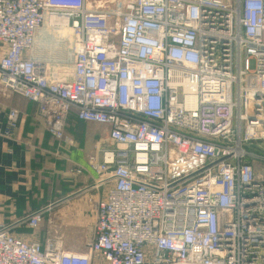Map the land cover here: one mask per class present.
I'll return each instance as SVG.
<instances>
[{
  "label": "built area",
  "instance_id": "2783aa9c",
  "mask_svg": "<svg viewBox=\"0 0 264 264\" xmlns=\"http://www.w3.org/2000/svg\"><path fill=\"white\" fill-rule=\"evenodd\" d=\"M45 25L66 33L67 78L29 56ZM0 86L67 146L71 113L108 127L85 250L0 223V264H264V0H0Z\"/></svg>",
  "mask_w": 264,
  "mask_h": 264
},
{
  "label": "crops",
  "instance_id": "0c3cea01",
  "mask_svg": "<svg viewBox=\"0 0 264 264\" xmlns=\"http://www.w3.org/2000/svg\"><path fill=\"white\" fill-rule=\"evenodd\" d=\"M103 3L88 0L94 8ZM64 37L62 30L45 25L37 31L29 56L48 62L50 70L59 72L60 64L50 59L62 58ZM12 109L19 111V122L7 136V116ZM67 121L66 128L75 140L71 147L47 131L37 103L0 86V223L14 224V235L26 241L44 243L48 237L60 235L67 250L82 252L94 236L98 203L108 190V184H101L99 175L89 167L90 155L95 156L98 148L108 144V132H104L108 127L83 122L75 113ZM87 129L97 131L94 136L100 139L93 152L85 149ZM78 168L82 173H76ZM39 210H45V214L38 230L20 223Z\"/></svg>",
  "mask_w": 264,
  "mask_h": 264
},
{
  "label": "rangeland",
  "instance_id": "374dc122",
  "mask_svg": "<svg viewBox=\"0 0 264 264\" xmlns=\"http://www.w3.org/2000/svg\"><path fill=\"white\" fill-rule=\"evenodd\" d=\"M66 34V33H65ZM68 40V39H67ZM67 40H65V45H64V48H63V46H61L60 47V49H61V52L63 53V55H61L62 56V58H58L57 60L56 59H50V61L51 62H56V63H59L60 64V70H59V73H60V75H61V78H67V74H70L71 72H72V70H73V67H72V62H71V60H70V56H71V52H69V49H68V47H67ZM64 57V58H63ZM67 123H68V121L66 122V126H65V134L68 136V137H70V138H72V139H74V137H73V133H71V132H69L68 130H67ZM46 125V124H45ZM97 125H99V124H97ZM104 126V125H103ZM46 128H47V125H46ZM95 129H101V128H96V127H94ZM106 130V129H105ZM47 131H48V128H47ZM49 132V131H48ZM104 132H108V131H104ZM95 133H97V131H95V130H93V129H87V130H85V133H84V135H85V140H86V146H85V149L88 151V152H93V149H95V144H99L100 143V139H99V136H97V137H95L94 136V134ZM74 142H75V140H74ZM93 146V147H92ZM90 157H93V155H90ZM264 165V164H263ZM262 164H258V166H257V171H259L260 169H263L264 168V166H263ZM260 177H263L264 178V174L263 175H260ZM58 223H60V222H58ZM60 226V225H59ZM62 227V226H61ZM61 227H59L60 229H61ZM59 230V229H58ZM84 234H86V233H84ZM83 234V235H84ZM82 235V236H83ZM76 236H78V235H76ZM81 235H79V237H80V240H84V236L82 237ZM70 238L72 239L73 237L72 236H70ZM69 238V239H70ZM70 239V240H71ZM76 241V240H75Z\"/></svg>",
  "mask_w": 264,
  "mask_h": 264
}]
</instances>
